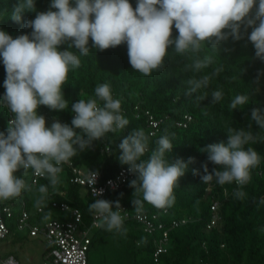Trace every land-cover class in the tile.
Listing matches in <instances>:
<instances>
[{
	"label": "clouds",
	"instance_id": "obj_1",
	"mask_svg": "<svg viewBox=\"0 0 264 264\" xmlns=\"http://www.w3.org/2000/svg\"><path fill=\"white\" fill-rule=\"evenodd\" d=\"M27 12L35 13V18L22 23ZM9 19L31 32L13 38L0 30V60L6 72V91L0 97V106L12 113L6 134L0 132V201L18 198L29 190L24 176L31 169L34 175L48 181L38 188L37 208L44 203L49 187L54 189L59 184L63 164L91 149L107 133L129 125L121 114V101L104 83L95 88V98L71 104V126L58 119L46 126L45 117L38 114L41 106L57 112L69 107L63 85L69 70L79 68L81 63L71 49L86 56L91 49L103 52L126 44L131 68L144 76L162 70L170 53L194 57L190 70L200 72L211 62L200 56L205 47L219 52V46L228 40L247 38L256 58L264 61V0H137L135 9L129 0H51L45 12L37 11L36 0H18ZM173 26L178 32L174 38ZM214 74L189 79L185 95L206 89ZM223 95L222 90H214L211 102H219ZM249 101L248 94H238L229 107L244 109ZM253 123L264 130V111L253 108L247 127H231L226 131V143L200 149L219 168L209 172L207 164L203 165L204 184L235 183L234 196L245 198L242 189L262 159L251 145L264 143V137L254 134ZM155 144L150 150L149 136L143 129H134L118 145L120 164L136 177L129 183L134 190L132 204L136 213L143 210L145 202L157 209L171 207L174 189L194 162L193 158L187 163L178 158L169 163L166 154L172 152L174 145L167 131ZM149 151L148 158L142 159ZM194 174L198 173L194 170ZM90 176L89 183L95 185L99 173L91 171ZM93 191L99 196L103 192L95 187ZM89 211L99 218L101 228L127 233L121 214L127 212L119 201L97 198L89 205Z\"/></svg>",
	"mask_w": 264,
	"mask_h": 264
},
{
	"label": "trees",
	"instance_id": "obj_2",
	"mask_svg": "<svg viewBox=\"0 0 264 264\" xmlns=\"http://www.w3.org/2000/svg\"><path fill=\"white\" fill-rule=\"evenodd\" d=\"M129 2L135 9L137 0ZM17 3L18 0H0V30L7 31L13 38L31 32V29H25L22 24L9 19L13 6ZM50 3L51 0H36L37 11H47ZM34 18L35 13H24L22 23ZM172 33L173 38L178 35L174 26ZM91 44L90 40L89 45ZM71 50L81 63L79 68L69 70L63 85L62 92L69 107L65 111L57 112L41 106L38 114L45 117L46 126H51L48 119L54 117L71 126L74 116L71 104L80 99L95 98V88L104 83L110 85L113 97L121 101V114L129 120L125 129L107 133L105 138L94 142L91 149L73 157L70 162L75 167L102 172L106 179L114 177L127 167L122 166L118 160V145L134 129H143L149 136L150 150L167 131L170 142L174 145L172 152L166 154L169 163L178 158L186 163L189 158L194 160L180 178V186L174 189L175 201L167 208L166 214L163 209H157L146 202L141 211L150 216L159 214V221L165 228H170L175 220H189L187 225L170 231L167 253L161 257L160 264H264V203H261L264 198V143L251 145L262 159L251 170V180L242 189L246 194L244 199L234 196L237 187L235 183L220 186L215 181L204 184L201 179L205 174L204 164H207L209 172L213 168H219L209 162L207 153L200 149L210 144L226 143V131L231 127H247L253 108L264 111V61L256 58L251 42L247 38L238 42L228 40L219 46V52L205 47L200 56L210 58L211 62L197 73L190 70L194 57H179L170 53L165 58L166 66L162 70L153 71L151 76H144L131 68L126 44L103 52L91 49L86 56L75 49ZM213 73L215 74L206 89H200L192 96L185 95L190 87L189 79H198L202 75ZM5 78V68L0 60V97L6 91L3 86ZM214 90H222L224 93L217 103L211 102V93ZM204 93H207L206 97ZM238 94H248L249 104L244 109L232 110L229 105ZM188 116L192 118L191 121L187 119ZM9 119L10 111L0 106V132L6 134ZM151 121L158 123L156 128L150 125ZM180 123H185L186 127ZM152 132L155 134L151 136ZM253 132L264 137V130H259L255 123ZM105 144L110 146L109 154L101 151ZM149 155L150 151L142 159H147ZM194 170L198 174H194ZM27 173L31 174L32 171L29 169ZM71 176L69 168L62 167L60 182L54 189L49 187L47 197L40 207L44 212L37 216L38 221L68 220V214L52 208V202L58 201L79 208L85 223H90L93 213L89 211V205L95 200L84 188L71 184ZM42 184H48L47 179H41L38 187H33L30 181L29 190L15 198L16 203L24 201L28 210L37 209L35 201L40 196L38 188ZM133 192L128 183L121 190L110 193L108 198L112 202L119 201L121 207H126L134 214ZM214 202L220 203L222 221L218 227L208 229ZM15 212H19L18 207ZM124 227L127 228L126 234L109 232L100 227L95 231L90 248L100 238L116 234L130 237L133 240L131 264H153L156 242L162 232L157 230L153 234L145 233L141 225L133 219L125 221Z\"/></svg>",
	"mask_w": 264,
	"mask_h": 264
},
{
	"label": "built area",
	"instance_id": "obj_3",
	"mask_svg": "<svg viewBox=\"0 0 264 264\" xmlns=\"http://www.w3.org/2000/svg\"><path fill=\"white\" fill-rule=\"evenodd\" d=\"M12 113L10 112V119ZM9 119V120H10ZM189 121L192 118L187 117ZM52 123L56 118L48 119ZM60 121V120H59ZM61 122V121H60ZM181 124V123H180ZM150 125L156 128L158 123L151 121ZM186 127L185 123L181 124ZM152 132L150 135H154ZM103 153H110V146L105 144L101 149ZM62 167H67L72 172L69 181L71 184L81 186L87 194L93 199H104L109 201V194L121 190L125 185L130 183L136 177L128 172L127 167L121 169L114 177L105 178L102 172H98L96 184L91 185L90 170L75 167L70 161L63 164ZM31 170V169H30ZM32 171V170H31ZM43 177L36 176L31 173V183L33 187H38V183ZM93 187L97 191L103 190L102 195L93 191ZM99 196V197H98ZM16 203L15 199L0 201V243L5 240L15 228L20 232H27V236L32 238H42L48 245L50 252L46 255V260L43 264H89L88 252L92 244L93 231L100 228V220L94 214L89 224L84 221L81 210L77 207H72L67 202H52V208L58 209L69 215L66 221L51 220L47 222L38 221L37 216L43 214L42 208L30 211L26 208V203L20 201ZM19 205V206H17ZM19 212L16 213L17 207ZM219 202H214L211 206L213 211L212 219L208 224V229H213L221 224V215L219 213ZM127 213L122 212L125 221L133 219L141 225L145 233L153 234L157 230L162 232V236L156 242V250L154 251L153 264H160L161 257L167 253L169 245V233L172 229L183 227L189 223L188 219L175 220L171 223L170 228H165L164 224L159 221V214L148 215L143 212L130 213L126 207H121ZM168 212L167 208L163 209V213ZM11 258V259H10ZM2 264H20L19 260L14 255H8Z\"/></svg>",
	"mask_w": 264,
	"mask_h": 264
},
{
	"label": "rangeland",
	"instance_id": "obj_4",
	"mask_svg": "<svg viewBox=\"0 0 264 264\" xmlns=\"http://www.w3.org/2000/svg\"><path fill=\"white\" fill-rule=\"evenodd\" d=\"M21 176V174H16ZM63 175H65L63 173ZM26 185L29 187L31 174L24 176ZM95 231L91 234L93 237ZM133 240L130 237L114 235L99 239L97 244L88 252L89 264H131V249ZM50 252L48 245L42 238L27 236L26 231L12 229V233L0 243V264L8 254L19 259L20 264H43L47 253Z\"/></svg>",
	"mask_w": 264,
	"mask_h": 264
},
{
	"label": "crops",
	"instance_id": "obj_5",
	"mask_svg": "<svg viewBox=\"0 0 264 264\" xmlns=\"http://www.w3.org/2000/svg\"><path fill=\"white\" fill-rule=\"evenodd\" d=\"M8 255H12V254H8ZM8 255H7V256H8ZM7 256H6V257H7ZM6 257H5V258H6ZM15 257H16V256H15ZM5 258H4V259H5ZM4 259H1V262H2ZM18 260H19V259H18Z\"/></svg>",
	"mask_w": 264,
	"mask_h": 264
}]
</instances>
